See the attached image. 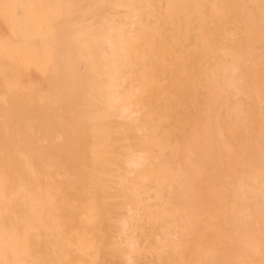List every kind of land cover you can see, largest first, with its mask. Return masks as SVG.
Segmentation results:
<instances>
[{
  "label": "bare ground",
  "instance_id": "1",
  "mask_svg": "<svg viewBox=\"0 0 264 264\" xmlns=\"http://www.w3.org/2000/svg\"><path fill=\"white\" fill-rule=\"evenodd\" d=\"M0 264H264V0H0Z\"/></svg>",
  "mask_w": 264,
  "mask_h": 264
},
{
  "label": "rangeland",
  "instance_id": "2",
  "mask_svg": "<svg viewBox=\"0 0 264 264\" xmlns=\"http://www.w3.org/2000/svg\"><path fill=\"white\" fill-rule=\"evenodd\" d=\"M248 236L247 235H244V238H247Z\"/></svg>",
  "mask_w": 264,
  "mask_h": 264
}]
</instances>
